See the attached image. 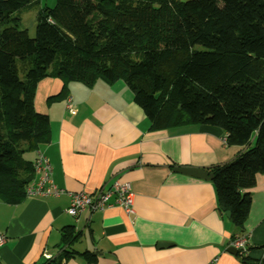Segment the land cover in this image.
I'll use <instances>...</instances> for the list:
<instances>
[{"label":"trees","instance_id":"16d2710c","mask_svg":"<svg viewBox=\"0 0 264 264\" xmlns=\"http://www.w3.org/2000/svg\"><path fill=\"white\" fill-rule=\"evenodd\" d=\"M40 2L0 0V201L25 200L35 172L24 155L48 142L49 116L34 108L42 79L122 82L151 129L217 126L227 146L244 148L210 173L233 239L246 235L249 190L264 174V0ZM35 8L30 37L19 13ZM77 238L65 229L61 247Z\"/></svg>","mask_w":264,"mask_h":264},{"label":"crops","instance_id":"0c3cea01","mask_svg":"<svg viewBox=\"0 0 264 264\" xmlns=\"http://www.w3.org/2000/svg\"><path fill=\"white\" fill-rule=\"evenodd\" d=\"M56 0H41L40 7ZM34 108L49 116L42 144L59 196L26 197L20 205L0 201V264H259L264 258V174L249 192L252 206L244 224L250 261L229 252L239 233L219 212L213 182L177 172L210 170L244 149L227 146L217 126L182 125L151 129L144 111L122 82L93 85L44 78ZM67 98L75 115L65 109ZM34 161L35 153H26ZM130 184L133 212L110 207L66 213L71 195L93 194L114 182ZM78 238L67 253L63 231ZM54 262V263H55Z\"/></svg>","mask_w":264,"mask_h":264},{"label":"built area","instance_id":"2783aa9c","mask_svg":"<svg viewBox=\"0 0 264 264\" xmlns=\"http://www.w3.org/2000/svg\"><path fill=\"white\" fill-rule=\"evenodd\" d=\"M66 111L75 115L77 112L76 105L73 104L72 98H67L65 104ZM228 135L223 136V142L226 145ZM42 150L35 152L33 167L35 172V179L26 188L27 197H48L59 196L63 193L58 189L53 181L52 167L50 161L45 157ZM133 193L130 184L114 182L110 188L106 190L100 189L93 194L79 193L72 194L70 206L66 209V213L71 217H78L80 214L89 211L103 212L110 207H119L128 213L133 212ZM7 239L4 235H0V247L6 243ZM230 247L235 249L240 254H247L249 247V238L247 235L236 236L230 242ZM210 264H214L211 262Z\"/></svg>","mask_w":264,"mask_h":264},{"label":"rangeland","instance_id":"374dc122","mask_svg":"<svg viewBox=\"0 0 264 264\" xmlns=\"http://www.w3.org/2000/svg\"><path fill=\"white\" fill-rule=\"evenodd\" d=\"M55 5H56V2L51 7L53 8V7H55ZM36 11H37V8L31 9V10H26V11L23 10L19 13V16L22 19L21 28L27 29L30 37H35V32H36L35 18L37 15ZM20 77H22L21 73H20Z\"/></svg>","mask_w":264,"mask_h":264},{"label":"water","instance_id":"95a60500","mask_svg":"<svg viewBox=\"0 0 264 264\" xmlns=\"http://www.w3.org/2000/svg\"><path fill=\"white\" fill-rule=\"evenodd\" d=\"M176 171L181 173V174L191 176V177L194 176V178L203 179V180H209L210 181L213 178V175L211 173H208L203 169L178 168ZM225 215L228 218L231 217L229 212L225 213ZM229 252L231 254H234V255L237 254V251L233 248H230Z\"/></svg>","mask_w":264,"mask_h":264}]
</instances>
